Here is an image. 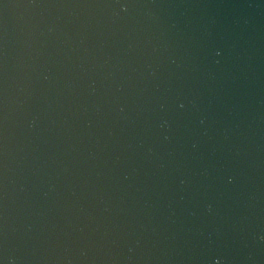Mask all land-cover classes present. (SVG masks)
Here are the masks:
<instances>
[{
  "label": "water",
  "instance_id": "obj_1",
  "mask_svg": "<svg viewBox=\"0 0 264 264\" xmlns=\"http://www.w3.org/2000/svg\"><path fill=\"white\" fill-rule=\"evenodd\" d=\"M0 264H264V0H0Z\"/></svg>",
  "mask_w": 264,
  "mask_h": 264
}]
</instances>
